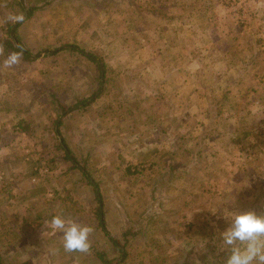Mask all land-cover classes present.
Here are the masks:
<instances>
[{"label":"rangeland","instance_id":"1","mask_svg":"<svg viewBox=\"0 0 264 264\" xmlns=\"http://www.w3.org/2000/svg\"><path fill=\"white\" fill-rule=\"evenodd\" d=\"M0 45V264H224L264 214V0H0Z\"/></svg>","mask_w":264,"mask_h":264},{"label":"clouds","instance_id":"2","mask_svg":"<svg viewBox=\"0 0 264 264\" xmlns=\"http://www.w3.org/2000/svg\"><path fill=\"white\" fill-rule=\"evenodd\" d=\"M12 19L14 22L22 21L23 16ZM4 55V48L0 45V56ZM22 55V51L8 53L3 65L10 68L19 64ZM224 216L231 220L230 226L219 233L221 248L227 249L229 253L224 264H264V214L251 210L240 213L227 211ZM45 225L54 234L63 233V247L66 252H89V237L93 232L91 226L65 218L62 214L53 216Z\"/></svg>","mask_w":264,"mask_h":264},{"label":"trees","instance_id":"3","mask_svg":"<svg viewBox=\"0 0 264 264\" xmlns=\"http://www.w3.org/2000/svg\"><path fill=\"white\" fill-rule=\"evenodd\" d=\"M33 8H30L29 10H28V14L29 15H31L32 13H33ZM10 28H11V24L9 23V24H7V31H6V34H5V42H4V47L7 49V50H10V51H12V52H14V51H23L24 50V47H23V45L21 44V42H20V40H18V42H19V44H20V48H18V47H16L15 46V44H14V42H13V38L10 36V34H9V32H10ZM15 37V36H14ZM16 38V37H15ZM71 51H77V49L76 48H74V47H72V49H70ZM23 53V52H22ZM22 57H23V59H27V57H26V54H24L23 53V55H22ZM87 57H89V59H91L92 61H95V59H93V58H91V56H90V54H88V56ZM19 127L21 128V129H23L24 131H26V128H25V126H22L21 124H18V125H16V130H20L19 129ZM90 184V183H89ZM92 185V184H91Z\"/></svg>","mask_w":264,"mask_h":264},{"label":"water","instance_id":"4","mask_svg":"<svg viewBox=\"0 0 264 264\" xmlns=\"http://www.w3.org/2000/svg\"><path fill=\"white\" fill-rule=\"evenodd\" d=\"M24 18H26V12H25V16ZM16 25H14L11 29V32L15 29ZM15 44L18 48H20L19 42L17 40H15ZM43 56V54H39L36 57H30L31 59H36V58H41Z\"/></svg>","mask_w":264,"mask_h":264}]
</instances>
